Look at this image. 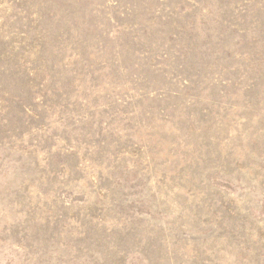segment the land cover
<instances>
[{
	"label": "rangeland",
	"instance_id": "1",
	"mask_svg": "<svg viewBox=\"0 0 264 264\" xmlns=\"http://www.w3.org/2000/svg\"><path fill=\"white\" fill-rule=\"evenodd\" d=\"M0 264H264V0H0Z\"/></svg>",
	"mask_w": 264,
	"mask_h": 264
}]
</instances>
